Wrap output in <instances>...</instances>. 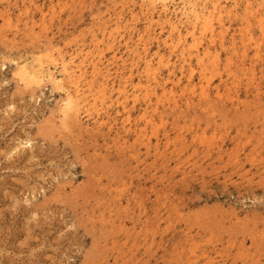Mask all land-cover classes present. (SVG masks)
<instances>
[{"label": "rangeland", "instance_id": "1", "mask_svg": "<svg viewBox=\"0 0 264 264\" xmlns=\"http://www.w3.org/2000/svg\"><path fill=\"white\" fill-rule=\"evenodd\" d=\"M259 1L251 3L264 8ZM140 4L1 3L0 264H264V39L253 21V43L260 44L259 50L255 44L243 47L244 3L237 7L239 16L226 18L224 47L219 40L214 43L216 66L209 59L200 65L194 57L180 62L178 52L172 56L179 85L167 97L158 88L159 102L154 96L151 100L160 105L158 148L155 136L147 147L134 131L126 135L127 143L113 141L118 132L124 135L125 115L117 104L111 125L77 140L57 125L45 124L61 93L52 92L48 81L30 87L18 81L19 64L45 61L40 49L50 43L68 56L75 49H93L99 41L103 61L119 84L133 69L128 45L140 43L148 27L141 14L135 30L123 27L131 11L139 13ZM169 5V17L177 20L181 0ZM159 9L156 17L165 16ZM117 14L122 28L108 49L110 39L102 36L100 25L109 21L108 30H116ZM161 30L153 25L159 42L145 36L149 56L158 45L168 52L162 43L168 31ZM207 44L204 40L199 50ZM203 68L204 80H210L209 100L201 97L199 87L192 94L183 91L190 72L198 83ZM143 70V63L134 68L135 81ZM144 77L143 87L152 88ZM144 105L141 96L135 116ZM97 117L82 114L79 123L92 127ZM33 122L37 127H31ZM153 129H147L148 137ZM152 226L158 228L149 248L152 234L144 241L143 232Z\"/></svg>", "mask_w": 264, "mask_h": 264}, {"label": "bare ground", "instance_id": "2", "mask_svg": "<svg viewBox=\"0 0 264 264\" xmlns=\"http://www.w3.org/2000/svg\"><path fill=\"white\" fill-rule=\"evenodd\" d=\"M8 1L0 0V5L2 2ZM140 1L139 13L131 11V16L129 15L130 19L125 21L123 27L135 30L140 14L144 16L148 27L145 31L146 34L140 36V43L128 45L133 69L128 77H122L124 80L120 81L119 84H116L115 80L113 81V74L111 73L109 65L103 61L105 50L99 49L100 43H98L99 41L96 42V34H93V40L96 42L93 45V49L87 51L82 48L80 50L75 49L67 56L64 50H55L52 43H50L48 46L40 49L44 52L45 61L33 59L32 63L23 61L19 64L17 71L18 81L24 87H30L32 85L39 86L44 81H48L51 84L52 92L57 91L62 95L57 109L50 113V117L46 119L45 124L57 125L65 133H68L78 140L83 134L92 136L95 133H101L105 129V126L111 125L112 120H115V117H112L111 109L113 105L117 104V107H120L125 115L121 121V129L124 135L121 136V133L118 132L117 139L113 141L120 142L123 140L124 143H127L128 139H126V135L134 131L137 138L141 139L147 147L151 143V137L155 136L157 140L156 148H158L160 139L158 135L159 126L157 124L161 121L160 105L158 103L151 104V100L154 96L157 98V102H159L161 96L167 97V95H174V88L179 85L180 79L175 75V68H177L176 62H172V56L178 52L180 62H186L194 57L200 65H206L205 60L209 59L208 62L216 66L219 63V55L217 50H213L214 43L216 40H219L221 47H224V37L227 31L226 18L229 19L232 16L240 15L237 9L240 3H244L245 5L243 8V18L241 19H244L246 24L240 29L243 47L255 44L256 53L259 50L260 44L253 43L254 38L251 32L253 21L258 27L261 37L264 39V8L256 9L251 3V0H181L182 9L179 12L180 15L177 20H173L168 15L170 11L169 3L174 0ZM125 3L135 5V0H125ZM257 5L263 7L264 0H260ZM158 7H160L159 10L165 16L159 14L156 17ZM10 18V14L4 16V20L7 22L10 21ZM121 18L122 15L117 14V21L115 23L116 30H108L109 21H104L100 25L103 29L102 33L104 32L102 36H108V39H110L108 49L114 48L116 42L114 36L122 28L120 27ZM153 25L160 26L162 30L167 29L168 35L162 40L163 45L168 48L167 53L162 52L160 49L161 46L158 45V50H155L154 56H149V48L147 47V41L149 39L145 40V36L148 38L153 36ZM89 32L92 33L91 30ZM159 37L155 36L154 39H157L159 42ZM204 40H207L208 44L204 51L201 52L199 47ZM143 42L144 45L141 48L139 45ZM187 54L189 57H186ZM242 56V61L244 62L246 51L243 52ZM116 59L117 56L113 55L112 60L116 61ZM256 60H258L257 54L254 62ZM139 63L144 64V70L142 71L144 74L140 73L141 75L139 74L137 81H135L133 70L139 66ZM183 67L184 65H181L182 75L184 74ZM165 70L167 73H163ZM205 70L206 68L201 70L198 83L193 81L194 70H192L183 91H190V94H192L199 87L201 97L209 100L211 94L210 80H207V82L204 80L206 78ZM118 75L120 74L118 73ZM143 76L146 77L144 78L147 82L154 84L150 88L151 90L148 89L150 85L143 87ZM203 81L206 82V85ZM158 88H161V96H159ZM216 89V94L220 96L219 89ZM141 96H143L145 105L139 108L138 115L135 116L134 109H136ZM217 99L219 98L217 97ZM117 112H119V109ZM82 114L87 116L96 114L98 116L92 127H83L80 125L79 118ZM102 114H105L106 117H101ZM132 121H134L133 124ZM149 126L154 128L151 131L150 137L146 134ZM31 127H37V124L33 122ZM54 180H57V178ZM157 228L152 226L153 230H151L147 227L143 232L145 236L144 241L148 239L147 236L149 233L152 234L153 239L152 243L148 246L149 248L155 242L156 233L154 230L156 231ZM134 233H137L136 238H139L141 235L136 228H134Z\"/></svg>", "mask_w": 264, "mask_h": 264}]
</instances>
